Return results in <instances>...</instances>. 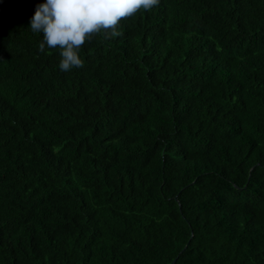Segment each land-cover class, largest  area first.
<instances>
[{"label":"trees","instance_id":"obj_1","mask_svg":"<svg viewBox=\"0 0 264 264\" xmlns=\"http://www.w3.org/2000/svg\"><path fill=\"white\" fill-rule=\"evenodd\" d=\"M0 0V264H264V0H159L60 71Z\"/></svg>","mask_w":264,"mask_h":264},{"label":"clouds","instance_id":"obj_2","mask_svg":"<svg viewBox=\"0 0 264 264\" xmlns=\"http://www.w3.org/2000/svg\"><path fill=\"white\" fill-rule=\"evenodd\" d=\"M159 0H46L38 3L29 22L32 33L42 34L39 51L58 50L62 72L84 65L81 46L102 32L119 36V22L151 11Z\"/></svg>","mask_w":264,"mask_h":264}]
</instances>
